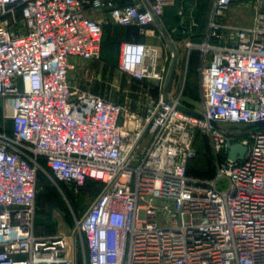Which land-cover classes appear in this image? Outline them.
Here are the masks:
<instances>
[{
  "label": "built area",
  "instance_id": "obj_1",
  "mask_svg": "<svg viewBox=\"0 0 264 264\" xmlns=\"http://www.w3.org/2000/svg\"><path fill=\"white\" fill-rule=\"evenodd\" d=\"M235 1L215 0L203 42L185 43L187 66L200 51V102L184 77L164 101L170 46L121 44L119 70L158 93L140 114L74 86L71 59L101 58L104 23L87 11L149 35L176 0H0V264H264V130H245L264 122V0L248 26L226 22ZM199 133L212 179L188 174ZM41 160L74 193L103 185L71 234L62 218L36 233Z\"/></svg>",
  "mask_w": 264,
  "mask_h": 264
},
{
  "label": "rangeland",
  "instance_id": "obj_2",
  "mask_svg": "<svg viewBox=\"0 0 264 264\" xmlns=\"http://www.w3.org/2000/svg\"><path fill=\"white\" fill-rule=\"evenodd\" d=\"M256 3L257 0H250L252 6H255ZM244 7V13L247 11L250 12L248 5L245 4ZM170 9L166 11V14L168 11L172 13ZM107 35L106 27H104L101 58L94 63H81L80 66H77L76 69L71 72L70 78L73 82H81L84 85L88 84L92 87L99 86V84L103 85L102 87L106 89L105 97L107 99L132 109L141 110L144 108L147 98L149 99V97H138V95H132L131 92H128L133 89V86L129 77L119 70L121 43L108 40ZM170 36L172 38L171 34ZM183 37V40H185L187 36L183 35ZM172 40L179 50V59H183L182 61L185 62L186 53L184 50L186 49L185 43L187 41L180 42V40H175L174 38H172ZM154 46L156 45L154 44ZM162 47L164 46L162 45ZM101 63H103L104 67L101 69V73L98 76L97 72L100 69L98 66L101 65ZM87 65L93 66L96 71V75H94L93 78H89V80L85 78L84 73V70L88 69ZM144 88H148L152 92L151 88L145 86L139 89L141 90ZM196 95L197 99H202L201 90L200 94L197 92ZM206 144V141L202 138L199 139V142L197 140V158L192 160L188 165L192 178L209 179L213 172L210 158L206 156L209 150ZM41 178H45V180H42L40 185L41 198L36 207V233L38 235H51V232L56 226L55 220L58 223V221H61V218L63 220L65 218V224L67 225H64L68 230V234H71L69 228L74 227L75 223L84 217L101 193V187L95 186L92 188L90 186L91 183L83 192L72 193L61 181L49 175L46 170L41 171ZM218 188L220 190H226L228 188L227 181L224 179L219 180ZM78 240L80 241V237H78Z\"/></svg>",
  "mask_w": 264,
  "mask_h": 264
},
{
  "label": "crops",
  "instance_id": "obj_3",
  "mask_svg": "<svg viewBox=\"0 0 264 264\" xmlns=\"http://www.w3.org/2000/svg\"><path fill=\"white\" fill-rule=\"evenodd\" d=\"M214 1L215 0H176V4L170 9L172 13L168 11L165 16V19L164 20L162 19V21L165 27L168 29L169 33L171 35L172 34L176 35V37H178V40H180V42L189 41V40L193 41L196 35L202 33L203 31L205 32L207 31L208 22ZM245 4L249 6L250 12L247 11L244 13L243 10L245 8L244 7ZM86 14L90 18L104 23V27H106L108 34L107 35L108 40L110 41H116L122 44L126 41L139 40L141 42H145L148 44H152V45L155 44L156 46L168 45V42L161 33L159 27L154 30V33L149 35H143L139 27L135 26V28H126L123 26H118L113 24L111 21L110 14L106 11L89 10L87 11ZM254 16H255V6H252L250 4V0H236L231 10L227 13L225 19L227 23L233 25L248 26L252 24ZM183 35L187 36L185 40H183L184 39ZM182 60L179 59L174 83L175 84L178 83V81L184 77L186 78V83L193 84L192 85L193 88L196 89V85H197L200 94V83H201L200 74H199L200 64L193 62L191 64L189 61V64L187 66V60L185 62H183ZM71 62L75 64L77 67L80 66V64L83 62L94 63L95 61H86L79 58H72ZM98 67L100 68L99 71L97 72V75L99 76L101 73V69L104 67L103 63H101V65H99ZM87 68H88L87 70H84V73H85V78H88L89 80V78H93L94 75H96V71L94 70V67L91 65H87ZM129 80L132 82L133 78L129 77ZM71 83L82 90L106 98L105 97L106 89L102 87L103 85L99 84V86L97 85L95 87H92L89 86L88 84L84 85L81 82L78 83L73 82L72 79H71ZM175 89H176V85H175ZM128 92H131L132 95H138V97L139 96L149 97V95H152L151 90L148 88H144L141 90L131 89ZM147 103H148V98L144 108L141 110L132 109L130 107L129 108L140 114H145ZM148 141L149 139L145 138L143 141V145H146Z\"/></svg>",
  "mask_w": 264,
  "mask_h": 264
},
{
  "label": "trees",
  "instance_id": "obj_4",
  "mask_svg": "<svg viewBox=\"0 0 264 264\" xmlns=\"http://www.w3.org/2000/svg\"><path fill=\"white\" fill-rule=\"evenodd\" d=\"M171 8V7H170ZM170 8H168V9H170ZM167 9V10H168ZM166 10V11H167ZM165 16H166V12H165V14H164V16L162 17V19L164 20L165 19ZM126 28H135V26H129V27H126ZM205 34H206V32L205 31H203L202 33H200V34H198V35H196L195 36V38L193 39V42L194 43H202L203 42V40H204V37H205ZM172 36H173V38L175 39V40H178V37H176V35H174V34H172ZM103 37H104V34H103ZM177 38V39H176ZM192 62L193 63H199L200 64V51H198V50H195V51H193L192 52V54H191V57H190V63L192 64ZM190 71V70H189ZM193 84H191V83H186V86H185V89H184V96H185V98L187 99V100H190V101H195V102H200L201 100H199V99H197V92L199 93V91H198V87H197V85H196V89L195 88H193V86H192ZM132 88L133 89H139L140 87H143V86H145V87H148V85L145 83V82H143V81H139V80H135V79H133V81H132ZM152 89V88H151ZM152 95L155 97V98H158V93H157V91L156 90H154V89H152ZM185 105H186V107L187 108H189L190 109V107H191V105H190V103H188L187 101H185ZM204 139L205 141H206V145H207V148L209 149L208 150V153L206 154V156L207 157H209L210 158V161H211V164H212V167H213V172H212V174H211V176L209 177V179H212V178H214V176H215V166H214V164H213V161H212V158H211V148H210V145H209V139H208V137H206V136H204V135H202L201 133H199L198 135H197V138H196V142H195V145L197 144V140H198V142H199V139ZM197 147V146H196ZM41 162V164L43 165V167L45 168V170L48 172V174L49 175H51L52 177H54V175H53V173H52V171L48 168V167H46V165H45V163L41 160L40 161ZM188 174L190 175V171H189V168H188ZM42 180L44 181L45 180V178H41V172L38 174V184H39V194H38V198H37V205H38V201H39V199L41 198V196H40V185H41V183H42ZM63 183V182H62ZM92 183V184H91ZM72 193H74V191L72 190V188L69 186V185H67V184H65V183H63ZM91 184V185H90ZM91 186L92 188H94L95 186H100L101 187V189L103 188V185H102V183H100V182H96V181H88L87 183H86V185H85V187L84 188H82V190H81V192H83L88 186ZM90 187V188H91ZM64 221H65V218H64ZM55 222H56V226H55V228L53 229V231L51 232V235H54L55 233H56V230H57V226H58V223H57V221L55 220Z\"/></svg>",
  "mask_w": 264,
  "mask_h": 264
},
{
  "label": "water",
  "instance_id": "obj_5",
  "mask_svg": "<svg viewBox=\"0 0 264 264\" xmlns=\"http://www.w3.org/2000/svg\"><path fill=\"white\" fill-rule=\"evenodd\" d=\"M156 22H157V25L161 31V33L163 34V36L165 37L166 41L168 42V45L170 46L171 50L173 51L174 53V58H173V61H172V65H171V68H170V72H169V76H168V79H167V82H166V86H165V89H164V101L166 103H170V98H169V94L171 92V89H172V86H173V83H174V80H175V76H176V72H177V66H178V63H179V50L178 48L176 47L175 43L173 42L171 36H170V33L168 31V29L165 27L163 21L161 18H157L156 19ZM179 110L189 114V115H192L194 117H197V118H200V119H203L204 117L199 114V113H196L195 111L187 108V107H184V106H179L178 107ZM211 124L214 126V127H218L217 123L214 122V121H211ZM252 129H260V130H264V122H258V123H254L252 125H249L245 128V130H252ZM226 148L228 150V157L230 160L232 161H237L238 158H243L246 154V152L248 151V148L246 146H243L239 143H232L231 141L227 142L226 144Z\"/></svg>",
  "mask_w": 264,
  "mask_h": 264
}]
</instances>
